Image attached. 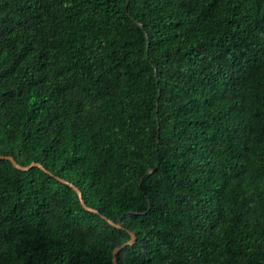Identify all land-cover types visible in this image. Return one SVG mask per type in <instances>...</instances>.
<instances>
[{
    "label": "trees",
    "instance_id": "trees-1",
    "mask_svg": "<svg viewBox=\"0 0 264 264\" xmlns=\"http://www.w3.org/2000/svg\"><path fill=\"white\" fill-rule=\"evenodd\" d=\"M0 154V264H264V0H0Z\"/></svg>",
    "mask_w": 264,
    "mask_h": 264
},
{
    "label": "water",
    "instance_id": "water-1",
    "mask_svg": "<svg viewBox=\"0 0 264 264\" xmlns=\"http://www.w3.org/2000/svg\"><path fill=\"white\" fill-rule=\"evenodd\" d=\"M0 158L8 159V160L11 162V164H12L14 167H16V168L26 169V168H28V167L31 166V165H36V166H39L40 168L44 169V167H42L38 162H34V161H31V162H29L28 164H25V165H21V164L17 163V162L14 160V158L12 157V155H10V154H0ZM58 179L61 180L62 182L68 183V184H69V185L75 190V192H76V194H77V196H78V199H79L80 204H81L85 209L92 210V211H96L95 209H93V208L87 206L86 204H84V202H83V200H82V198H81V195H80V191H79V189H78L77 187H75L74 185H72L70 182H68V181L65 180V179H62V178H58ZM106 220H107L110 224H113L114 226H117V227H120V226H121V224H120L119 222H115V223H114V222H112L110 219H107V218H106ZM126 230H127L128 234H129L128 239L125 240V241H123L122 243H120V244L114 246V247L112 248V251H111V254H112V264H116V259H115V253H116V251H118V250H119L120 248H122L124 245L132 243V242L134 241V239H135V235H134L133 231H132V230H128V229H126Z\"/></svg>",
    "mask_w": 264,
    "mask_h": 264
}]
</instances>
